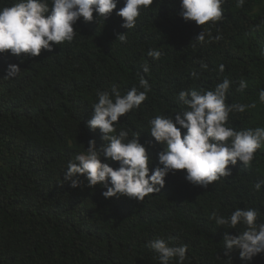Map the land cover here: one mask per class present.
<instances>
[{
    "label": "trees",
    "instance_id": "trees-1",
    "mask_svg": "<svg viewBox=\"0 0 264 264\" xmlns=\"http://www.w3.org/2000/svg\"><path fill=\"white\" fill-rule=\"evenodd\" d=\"M15 2L0 0V7ZM123 6L124 0H118L106 20H96L95 13L92 22L81 17L73 40L55 45L51 53L0 54V264H160L147 247L157 238L169 246L187 245L183 264H228L229 258L232 264H264V253L251 261L242 260L235 249L225 256L224 231L236 235L243 226L218 227L212 219L214 212L227 216L237 207H254L264 222V144L248 165H229L232 174L207 188L187 182L179 170L166 176L160 192L142 201L123 195L106 199V189L87 187L83 176L76 189L64 181L68 162L87 149L89 140L97 148L108 143L87 124L97 91L111 94L113 86L121 95L132 87L144 91L141 77L148 82L147 99L120 117L116 128L128 131L129 140L140 134L150 169L160 166L162 149L150 136L149 121L183 111L182 90H213L227 78L232 83L226 103L248 105L244 112L229 114L228 126L237 131L264 127L259 99L264 0H224L222 18L202 26L184 21L179 0H153L128 30L116 15ZM202 30L208 35L196 41ZM125 32L121 42L117 36ZM152 49L161 52L159 59L148 55ZM9 64L19 65L21 72L3 79ZM240 81L247 85L242 91ZM170 264H179L178 258Z\"/></svg>",
    "mask_w": 264,
    "mask_h": 264
},
{
    "label": "clouds",
    "instance_id": "clouds-1",
    "mask_svg": "<svg viewBox=\"0 0 264 264\" xmlns=\"http://www.w3.org/2000/svg\"><path fill=\"white\" fill-rule=\"evenodd\" d=\"M238 2L243 4V0ZM152 3L153 0H124V6L116 12L123 19L121 26L126 30L133 29L141 11ZM223 3L224 0H179V15L186 22L194 21L202 26L222 18ZM117 4L118 0H16L10 7H0V54L37 57L41 50L51 53L55 45L73 40L77 34L74 25L81 17L85 22H92L95 13L96 20H106ZM206 35L208 33L202 30L196 41H204ZM117 39L125 42L127 33L119 34ZM148 55L159 59L161 52L152 49ZM201 68L206 69L207 65L201 64ZM219 70L223 72V65ZM143 71H149L146 64ZM20 72L19 65L9 64L3 79L15 78ZM191 76L197 78L198 73L192 71ZM231 83L225 78L213 90H182L178 99L184 106L183 111L174 116L157 115L149 121L150 136L162 149L157 154L160 166L152 169L146 146L139 142L140 134L133 133L129 140L128 131L117 132L116 128L120 117L147 99V80L140 78L144 91L132 87L121 95L115 86L111 94L97 91L98 102L93 105V114L87 124L92 130L99 129L101 140L108 143L97 148L95 141L89 140L87 149L68 162L64 181L76 189L81 187L79 177L83 176L87 187L100 185L105 188L102 195L106 199L123 195L142 201L148 194L160 192L166 176L179 170H184L187 182L201 188L230 176L229 165L235 166L237 161L248 165L256 150L264 144V127L237 131L228 126L230 113L244 112L248 107L226 103ZM246 86L240 81L238 91ZM259 99L264 102V89L260 91ZM102 159L118 162L119 166L113 168L102 163ZM255 188L260 190L261 184H256ZM260 216L254 207H237L227 216L212 214L218 227L235 229L238 225L243 226L236 235L224 231L223 243L228 250L225 256L235 249L242 260L251 261L264 253V222H260ZM147 247L158 254L160 264H170L173 258L183 264L186 258L187 245L169 246L167 240L157 238L149 241ZM227 262L232 264L230 258Z\"/></svg>",
    "mask_w": 264,
    "mask_h": 264
}]
</instances>
